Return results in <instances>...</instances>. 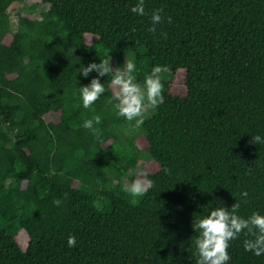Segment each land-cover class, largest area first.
Masks as SVG:
<instances>
[{
  "label": "trees",
  "instance_id": "trees-1",
  "mask_svg": "<svg viewBox=\"0 0 264 264\" xmlns=\"http://www.w3.org/2000/svg\"><path fill=\"white\" fill-rule=\"evenodd\" d=\"M18 1L0 0V264H196L192 221L236 202L242 217L264 215V143H250L264 139V0H144V16L130 10L137 0H40L48 9L11 31ZM156 9L164 23L150 33ZM106 52L131 55L141 85L154 66L183 71L185 94L162 80L164 102L136 127L117 115L104 76L85 109L79 88L97 73L79 68ZM94 115L99 138L82 127ZM138 135L158 170L133 204L120 180ZM247 238L230 241L228 264H264Z\"/></svg>",
  "mask_w": 264,
  "mask_h": 264
},
{
  "label": "clouds",
  "instance_id": "clouds-1",
  "mask_svg": "<svg viewBox=\"0 0 264 264\" xmlns=\"http://www.w3.org/2000/svg\"><path fill=\"white\" fill-rule=\"evenodd\" d=\"M131 12L140 16L146 15L144 0H137ZM162 9H156L151 14L150 33L157 32V26L164 23L161 15ZM171 23V17H168ZM161 36L166 38L167 34L161 31ZM167 71L165 66H154L144 78L143 85L136 82L134 73L136 65L132 60L125 61L123 67L113 69L110 57L100 60L99 63H89L81 66L79 73L82 77H88L90 73L96 72L89 84L79 88V95L85 109L91 106L105 93V85L100 82L99 77L111 76V87L113 89V100L116 101L114 108L117 115L127 121H135V126L140 127L145 118L146 107L156 108L164 102V84L161 73ZM101 116L94 115L91 119L83 122L82 127L89 130L93 136L99 138L101 129L96 127L101 123ZM250 143H264L260 135L251 137ZM167 171V169H165ZM153 187V181L146 173H141L130 183L125 184L123 191L133 199L131 203H137L138 197H143ZM65 198L67 194L65 193ZM240 196L247 203L248 192L242 191ZM52 203L59 207L63 201L59 198ZM240 203H234L230 208L221 206L210 211V214L192 221V229L198 233L193 243L196 249V264H228L231 257L228 253L230 241L246 232L249 238L243 242L245 251L252 252L255 256L264 255V215L253 212L247 218L238 215ZM69 248L76 246V237H67Z\"/></svg>",
  "mask_w": 264,
  "mask_h": 264
},
{
  "label": "rangeland",
  "instance_id": "rangeland-1",
  "mask_svg": "<svg viewBox=\"0 0 264 264\" xmlns=\"http://www.w3.org/2000/svg\"><path fill=\"white\" fill-rule=\"evenodd\" d=\"M48 9L46 4L40 2V0H20L13 4V6L8 10V18L10 21L11 31L15 30L17 17H26L30 20L37 19L39 14L45 12ZM85 44L87 46L94 44L96 38L94 36L87 35L84 37ZM10 41V35H6L3 39V44L7 45ZM98 51V47L95 48ZM106 56L110 57V64L113 69L118 67H123L125 61L132 60L131 55H126L123 59H114L111 54L105 53ZM161 79L168 83V91L172 95L183 96L185 94V88L183 85L184 72L177 71L174 75L168 72L161 73ZM109 88L113 94V89L111 84ZM154 114V108L146 107L145 116L149 117ZM57 117L54 114H47L44 116L46 122L56 121ZM137 130L134 129L132 133H136ZM146 144L142 136L138 135L134 139V143L130 148L131 153L136 158V166L132 171H128L125 176L120 180V183L125 186V184L130 183L133 179L139 176L141 173L151 174L158 170V166L151 161L145 154ZM15 241L19 248L24 251L27 245V237L23 231H18L15 236Z\"/></svg>",
  "mask_w": 264,
  "mask_h": 264
}]
</instances>
